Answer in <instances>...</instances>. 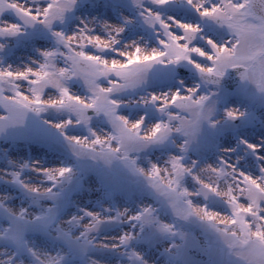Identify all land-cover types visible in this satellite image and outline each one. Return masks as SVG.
I'll return each instance as SVG.
<instances>
[{
  "label": "snow or ice",
  "instance_id": "6c2138e0",
  "mask_svg": "<svg viewBox=\"0 0 264 264\" xmlns=\"http://www.w3.org/2000/svg\"><path fill=\"white\" fill-rule=\"evenodd\" d=\"M0 264H264V0H0Z\"/></svg>",
  "mask_w": 264,
  "mask_h": 264
},
{
  "label": "bare ground",
  "instance_id": "6f19581e",
  "mask_svg": "<svg viewBox=\"0 0 264 264\" xmlns=\"http://www.w3.org/2000/svg\"><path fill=\"white\" fill-rule=\"evenodd\" d=\"M34 53L31 51L30 48H21L20 52L17 53V60L21 62V60L25 61L27 60L28 56H32ZM250 138L256 139L255 136H251ZM33 155L36 156V158L40 157L42 155V152L35 151Z\"/></svg>",
  "mask_w": 264,
  "mask_h": 264
},
{
  "label": "rangeland",
  "instance_id": "374dc122",
  "mask_svg": "<svg viewBox=\"0 0 264 264\" xmlns=\"http://www.w3.org/2000/svg\"><path fill=\"white\" fill-rule=\"evenodd\" d=\"M21 48H23V47H21ZM21 48L17 49V53L20 52V49H21ZM8 62L21 63L20 61L17 60V54L14 55V56H10V57L8 58ZM24 62H27V60H25ZM251 139H253V138H251ZM253 140H255V139H253ZM5 147H7V145H5ZM36 151H38L39 153H40V152H43L42 149H38V150H36ZM38 158H40V157H38Z\"/></svg>",
  "mask_w": 264,
  "mask_h": 264
}]
</instances>
